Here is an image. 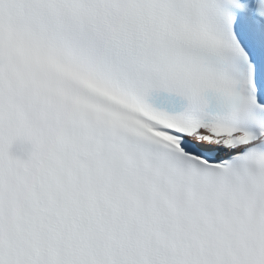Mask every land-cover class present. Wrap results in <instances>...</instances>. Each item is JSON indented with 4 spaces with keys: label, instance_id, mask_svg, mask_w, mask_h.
<instances>
[{
    "label": "snow or ice",
    "instance_id": "6c2138e0",
    "mask_svg": "<svg viewBox=\"0 0 264 264\" xmlns=\"http://www.w3.org/2000/svg\"><path fill=\"white\" fill-rule=\"evenodd\" d=\"M0 264H264V0H0Z\"/></svg>",
    "mask_w": 264,
    "mask_h": 264
}]
</instances>
